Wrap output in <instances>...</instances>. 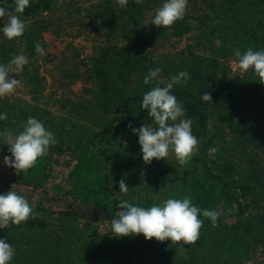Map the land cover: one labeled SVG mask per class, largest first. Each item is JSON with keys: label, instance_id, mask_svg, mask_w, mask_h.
<instances>
[{"label": "trees", "instance_id": "16d2710c", "mask_svg": "<svg viewBox=\"0 0 264 264\" xmlns=\"http://www.w3.org/2000/svg\"><path fill=\"white\" fill-rule=\"evenodd\" d=\"M60 1L30 0L19 14L26 24L24 34L12 40L1 34L0 64L17 55L28 57L23 70L12 74L33 102L0 103V114L7 115L0 120V132L7 129L16 135L33 117L57 141L16 182L37 189L62 156L71 166L67 187L73 200L63 209L39 202L31 206L39 213L35 218L0 228V239L15 249L9 264H244L258 251L264 254V83L251 69L234 79L228 75V61L236 60L234 49L264 50V0H191L194 14H185L167 28L145 25L165 0L141 4L128 0L126 7L118 0H99L86 10L80 25L95 26L103 38L83 71L91 85L89 98L65 99L67 114L57 121L44 103L47 79L41 74V59L45 55L35 51V44L46 50L44 34L64 30L62 21L55 23L50 16ZM0 6L14 11V0L7 4L0 0ZM198 6L203 9L196 10ZM7 19L0 18L2 26ZM187 35L195 39L187 54L155 55L162 42ZM157 68L158 78L145 85V76ZM181 71L190 79L174 84L171 94L192 121L197 152L186 168L153 170L142 185L138 169H130L133 161L118 150L122 145L131 154L141 150L138 133L128 125L153 124L141 106L143 95L166 86ZM205 93L212 102L202 100ZM213 148L218 155L211 154ZM10 155L0 137V158ZM121 179L129 188L126 194H119ZM137 185L139 190L131 192V186ZM159 190L173 192L178 199L190 197L202 210L217 211L216 226L201 214L199 239L183 249L170 240H147L142 234L114 236L111 221L118 218L119 203L146 207L147 197ZM183 190L187 195L178 196ZM228 210L233 222L227 221ZM100 225L107 227L103 236Z\"/></svg>", "mask_w": 264, "mask_h": 264}, {"label": "clouds", "instance_id": "9594fccd", "mask_svg": "<svg viewBox=\"0 0 264 264\" xmlns=\"http://www.w3.org/2000/svg\"><path fill=\"white\" fill-rule=\"evenodd\" d=\"M143 0H135L141 4ZM30 0H14V11H7L0 6V18L8 17L5 25L0 31L9 39L21 37L26 24L20 15L29 6ZM188 0H166L156 9L154 17L145 23L154 24L158 28L171 27L176 21L184 18ZM7 4V0H5ZM121 7H126L128 0H118ZM35 51L41 56L45 55L44 48L35 44ZM236 58L235 67L245 73L250 69L264 83V50L254 51L249 47L241 53L234 49ZM28 57L17 55L8 64H0V97L14 93L20 85V81L11 75L22 71L28 64ZM160 69L150 70L144 78V84L148 85L158 78ZM190 76L181 71L178 75L171 77L170 82L164 86L153 87L143 95L142 108L146 109L148 115L153 119V124H143L140 128H132L133 133H138L139 145L141 146L142 158L145 164H151L153 159L161 160L174 154L179 165L187 164L198 146V139L192 134V121L186 119L183 105L177 101L175 95L171 94L174 84L187 81ZM203 101H211L209 93L202 96ZM6 114H0V120H6ZM23 130L16 135L9 130L0 132L10 156L4 157L6 166L13 168L17 174L27 172L33 168L38 159L48 154L49 148L57 143L54 134L48 131L44 124L36 118L29 117L22 124ZM218 149H211L215 153ZM129 191L124 179L119 181V194ZM121 209L117 213L118 218L111 221V230L116 237H128L142 234L147 240L153 238L159 242L170 240L172 245H179L182 249L185 245L194 244L200 236V230L204 221L200 215L208 218L213 226L219 217L215 210L200 209L193 205L190 197L182 199L169 198L162 204H153L150 207H140L121 201L118 205ZM39 213H34L27 199L10 190L0 195V228L8 227L9 224L20 225L30 217L35 218ZM15 249L4 239H0V264H9L14 257Z\"/></svg>", "mask_w": 264, "mask_h": 264}, {"label": "rangeland", "instance_id": "374dc122", "mask_svg": "<svg viewBox=\"0 0 264 264\" xmlns=\"http://www.w3.org/2000/svg\"><path fill=\"white\" fill-rule=\"evenodd\" d=\"M98 2L99 0H61L54 11L50 13L55 23L60 19L64 27V30L57 33L58 35L55 34V30L48 31L44 34L46 50L45 56L41 59V74L47 79L44 103L48 109L49 116L57 121H60L61 118L67 114V110L63 106L65 99L76 101L78 99L89 98L88 89L91 85L85 80L83 71L89 58L95 55V51L103 38L99 32L96 31L95 26H90L87 29L84 27L81 28L80 25L82 18L86 14V10L92 8ZM165 2L166 0L163 3ZM200 9L203 8L198 6L196 10ZM193 10L194 6L192 1L188 0L185 14L193 15ZM3 27L4 26L0 23V29ZM1 34H3L2 31H0V40L2 39ZM194 43L195 39L192 35H187L183 38H170L162 42L160 46L155 47L154 52L157 57L176 55L178 53L187 54L188 51H190L191 45H194ZM195 50L197 49L195 48ZM235 62L236 60L234 59L228 61V75L230 79L242 75L235 67ZM76 71L77 74H75ZM66 74L69 75L67 78L65 77ZM11 75L13 78L17 79L16 74ZM7 100L12 104L33 102L22 83H20L14 93L0 97V103ZM247 114L251 116L254 112L250 110ZM123 143L125 144V142ZM196 152L197 149L195 153ZM119 153L125 154L124 159L129 156L131 161H133V164H130L132 165L130 169H138L136 176L141 180L140 182L142 185L147 184V177L145 178V176H147L149 172L169 167L186 168L192 162L195 155L192 156L187 164L181 166L174 154H170L166 160L153 159L151 164H145L140 149H136L134 151L135 154H131L130 150L124 151L122 145L118 150V154ZM217 153V151L215 153L211 152L213 156L218 155ZM122 159L123 158L120 157L121 161ZM70 167L71 166L67 164V158L59 156L55 163H53L51 172L48 174V180L37 189H34V186L16 182V178H20L21 173L17 174L13 168L5 165L3 158H0V195L13 190L24 196L32 207L36 206L39 202H44L53 206L55 209H63L64 206L73 201L68 190L69 188L67 187ZM36 180L37 179H35V181ZM137 182L139 183V180H137ZM138 185L131 186L130 191H135L134 189L138 191ZM152 192L153 193L147 197L149 202L145 208L153 204H162L163 201L169 199V197L178 199L177 196H172L173 192L160 190ZM179 195L182 197L187 195V193L183 190L178 192V196ZM76 205L82 207L78 203H76ZM227 213L229 214V216H227V221L233 222L235 217L233 216L232 210H228ZM106 231L107 227L105 225L99 226V233L102 236ZM263 261L264 254L258 251L244 264H259Z\"/></svg>", "mask_w": 264, "mask_h": 264}]
</instances>
